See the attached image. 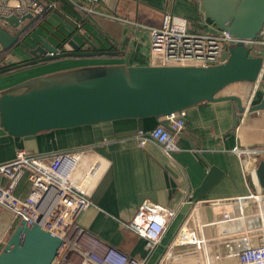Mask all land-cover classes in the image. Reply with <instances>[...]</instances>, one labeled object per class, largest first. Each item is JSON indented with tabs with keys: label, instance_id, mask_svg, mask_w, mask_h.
Here are the masks:
<instances>
[{
	"label": "crops",
	"instance_id": "obj_1",
	"mask_svg": "<svg viewBox=\"0 0 264 264\" xmlns=\"http://www.w3.org/2000/svg\"><path fill=\"white\" fill-rule=\"evenodd\" d=\"M79 2L85 8L91 6L87 0ZM40 3H56V8L46 12L45 19H51L55 14L64 18L73 28H78L75 39L80 43L83 39L77 36L90 32L92 37H99L104 42L106 49L118 52L117 56L107 59L85 60H105L103 62L106 64L129 66L149 65L151 36L148 29L87 14L72 5L76 12L73 17L62 10L60 2L40 0ZM197 6L195 0H107L95 5V9L146 27H158L165 14H174L186 19L193 30L199 31L203 30L204 25L200 21V6ZM36 28L41 30L38 26ZM36 28L30 35L35 40L30 37L26 39L28 46L35 47L44 40L56 45L54 41L65 40L63 35H55L60 28L51 22L44 32L36 33ZM73 30L67 29L64 33ZM22 48L24 50L21 47L16 50L17 53L9 55L10 61L14 63L27 58ZM98 64L82 59H65L35 66L34 70L38 71L36 76L23 75L20 71L0 72V93L34 77ZM230 95L240 97L244 106L251 102L253 107L262 103L264 87L245 83L233 91L220 94ZM234 109L235 103L227 101L204 102L185 111V126L176 138L179 150L170 155L153 143L139 147L134 139L138 130L148 131L161 123L155 118L119 120L96 126L43 132L31 140L11 137L0 127V165L13 161L22 149L34 153H54L93 148L104 159L106 167L93 190V205L78 217L79 225L107 245L131 257L144 259L147 257L145 241L126 225L144 204L168 208L176 215L162 237V246L159 247L160 242L155 254L147 262L157 264L186 222L193 206L189 203L191 195L206 178L210 166L218 167L224 176L214 191L200 198L204 203L198 205L195 214L203 222H210L217 217L207 203L235 200L252 190L249 183L251 179L247 176L252 165L233 150L236 147L264 150V108L249 111L245 116L239 115L237 130H233ZM28 193L29 184L23 180L17 189V196L26 197ZM0 217L12 221L7 211H2Z\"/></svg>",
	"mask_w": 264,
	"mask_h": 264
},
{
	"label": "built area",
	"instance_id": "obj_2",
	"mask_svg": "<svg viewBox=\"0 0 264 264\" xmlns=\"http://www.w3.org/2000/svg\"><path fill=\"white\" fill-rule=\"evenodd\" d=\"M65 1L87 14L148 29L151 66H218L225 63L224 55L228 49L240 42L247 46L251 57H264V30L255 40L235 38L211 22L201 6L199 16L204 28L196 31L186 19L174 14H165L158 27H146L96 11L95 5L107 0H87L91 6L86 8L79 0ZM54 8L56 3L46 5L40 0H0V25L16 35L21 27L10 25L9 17L31 15L36 23L43 21L46 12ZM62 48L69 46L66 43ZM12 63L9 53L0 56L1 66ZM251 107L249 102L240 116H245ZM185 114L166 117L170 128L160 123L148 131L138 130L134 134L138 146L153 143L168 155L179 150L176 138L184 129ZM233 152L250 161L252 169L247 176L253 179L256 166L264 159V150L236 147ZM105 167L104 159L91 147L45 154L19 150L13 161L0 165V176L6 179L5 183L0 180V216L2 211H7L12 224L39 223L61 238L64 246L53 264H147L174 219V211L144 204L126 225L145 241L147 257L144 259L131 257L107 245L77 222L78 217L93 205V190ZM23 180L29 184V193L19 197L17 189ZM189 203L193 206L186 222L157 264H177L174 261L176 249L190 247L193 251L179 256L183 262L178 264H264V189L257 187L235 200L207 203L217 216L210 222H203L195 214L203 200L190 199Z\"/></svg>",
	"mask_w": 264,
	"mask_h": 264
},
{
	"label": "water",
	"instance_id": "obj_3",
	"mask_svg": "<svg viewBox=\"0 0 264 264\" xmlns=\"http://www.w3.org/2000/svg\"><path fill=\"white\" fill-rule=\"evenodd\" d=\"M209 20L221 30L239 39H258L264 30V0H195ZM21 27L12 35L0 25V56L22 48L33 59L20 60L0 69L2 74L70 58H106L118 52L106 49L99 37L90 32L78 35V28L62 34L64 40L54 45L48 40L28 46L24 34L34 24L31 15L7 19ZM74 27V26H73ZM29 33V32H28ZM35 40V37H30ZM87 45V46H86ZM92 48V49H89ZM225 63L209 67L129 66L106 64L84 66L31 78L0 93V127L11 137L34 139L38 134L81 126H96L119 120L155 118L169 127L166 117L182 113L201 103L233 102L234 126L245 112L236 95L220 96L236 83H264V57H251L240 42L228 49ZM264 108L260 105L250 112ZM224 172L210 166L202 184L191 200L206 196L222 179ZM252 188L264 189V161H260L251 179ZM64 241L39 223L20 222L0 252V264H53Z\"/></svg>",
	"mask_w": 264,
	"mask_h": 264
},
{
	"label": "rangeland",
	"instance_id": "obj_4",
	"mask_svg": "<svg viewBox=\"0 0 264 264\" xmlns=\"http://www.w3.org/2000/svg\"><path fill=\"white\" fill-rule=\"evenodd\" d=\"M51 17H52L51 19L49 18V19H44L43 21H41L40 25L38 26L41 30H38L36 28L37 31H35V32L36 33H40V31L44 32L45 29L49 26V22L53 23L55 26L60 28V29H58V33L55 34V35H62V34H64L65 30H67V29H74L73 26L70 23L66 22L64 18H60L59 15L55 14V15H52ZM55 35H53V38H54ZM77 37H78V39H81L79 36H77ZM53 43L58 44L59 41L56 40ZM17 49H19V48H17ZM17 49H14L12 52L9 53V55L11 56L13 53L14 54L17 53L16 52ZM24 55L26 56V54H24ZM72 59L75 60L76 58H70V60H72ZM78 59H82L83 61H87V62L95 61V62L99 63L98 65H105L106 64V63L103 62L105 60L96 61V60H91L90 59L88 61V60H85V59H89V58H78ZM34 67H31V68L28 67V68H24V69H21V70H18V71L23 72V75L36 76L38 71L34 70ZM245 83H248V82L236 83V84L230 85L229 87L224 89L223 92H225V91H233L235 88L240 87L242 84H245ZM251 84H254V86L257 84L258 86L260 85L261 87H264V83L263 82L251 83ZM29 152H31V151H29ZM31 153H33V154H45V153H34V152H31ZM0 180H2L3 183L6 182V179L4 177H1V176H0ZM249 183L251 185V180L249 181ZM215 188H216V185L213 187L212 191H214ZM253 190H254V188H252L251 191H253ZM15 227H16V224H12V221H10V218H6V217L2 218V217H0V252L2 251V249L5 246V244L7 243V241L9 240L10 236L12 235L13 231L15 230ZM162 243L163 242L161 241V244H160L159 247L162 246ZM192 251H193V248H191V247L190 248H186V249H180V248L176 249V251L174 253V257H175L174 261H175V263H177V264L178 263H182L183 259L179 258V256H183L184 257L185 254H187L189 252H192ZM154 254H155V252H154Z\"/></svg>",
	"mask_w": 264,
	"mask_h": 264
},
{
	"label": "trees",
	"instance_id": "obj_5",
	"mask_svg": "<svg viewBox=\"0 0 264 264\" xmlns=\"http://www.w3.org/2000/svg\"><path fill=\"white\" fill-rule=\"evenodd\" d=\"M52 1L60 2V3H61V8H62V10H63L64 12L68 13L69 15H71V16H73V17L76 16V12L73 10V8H72L73 6H72L69 2H67V1H62V0H52ZM40 23H41V21H40V22H36V23H34V24L32 25V27L30 28L31 32H32L33 29H35L37 26H39ZM30 30H28V31L24 34V37H25L27 34H30V33H31ZM28 32H29V33H28ZM64 41L66 42V40H64ZM6 66H9V65H6ZM6 66H1V64H0V69L4 68V67H6Z\"/></svg>",
	"mask_w": 264,
	"mask_h": 264
},
{
	"label": "flooded vegetation",
	"instance_id": "obj_6",
	"mask_svg": "<svg viewBox=\"0 0 264 264\" xmlns=\"http://www.w3.org/2000/svg\"><path fill=\"white\" fill-rule=\"evenodd\" d=\"M30 32H31V31H30ZM65 44H66V42L63 43L61 46L63 47ZM89 49H92V48H89ZM26 56H27V58L24 59V60H31V59H33L32 56H31L30 54H27Z\"/></svg>",
	"mask_w": 264,
	"mask_h": 264
},
{
	"label": "bare ground",
	"instance_id": "obj_7",
	"mask_svg": "<svg viewBox=\"0 0 264 264\" xmlns=\"http://www.w3.org/2000/svg\"><path fill=\"white\" fill-rule=\"evenodd\" d=\"M260 161H264V159L263 160H260Z\"/></svg>",
	"mask_w": 264,
	"mask_h": 264
}]
</instances>
